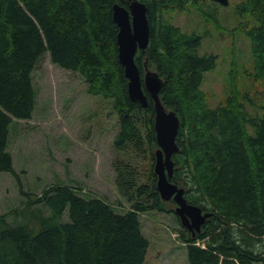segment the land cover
<instances>
[{
  "label": "trees",
  "instance_id": "16d2710c",
  "mask_svg": "<svg viewBox=\"0 0 264 264\" xmlns=\"http://www.w3.org/2000/svg\"><path fill=\"white\" fill-rule=\"evenodd\" d=\"M138 1L147 8L150 40L135 64L141 77L145 67L158 73L159 98L180 122L169 181L184 189L188 204L211 213L199 232L183 227L179 233L188 264H264V96L257 102L241 91L232 70L224 101L209 105L201 85L218 58L200 55L202 37L166 15L195 11L208 19L216 11L206 4L217 3ZM115 4L127 8L128 0H0V173L18 181L8 151L11 128L32 117V74L48 54L54 65L81 76L88 95L111 100L118 119L115 186L129 205L118 212L83 196L79 186L54 183L33 194L20 184L23 204L0 214V264L145 262L149 242L140 216L165 211L154 172V107L143 84L145 107L128 96ZM235 11L241 20L233 31L250 42L252 70L245 73L264 87V0H242Z\"/></svg>",
  "mask_w": 264,
  "mask_h": 264
},
{
  "label": "rangeland",
  "instance_id": "374dc122",
  "mask_svg": "<svg viewBox=\"0 0 264 264\" xmlns=\"http://www.w3.org/2000/svg\"><path fill=\"white\" fill-rule=\"evenodd\" d=\"M228 1L227 6L206 4L208 11H216L208 19L195 11L166 15L183 31H194L202 37L200 55L218 58L201 85L211 107L224 101L232 70L238 74L241 91L257 102L264 96L263 85L245 73L252 70L249 39L233 31L241 20L235 5L242 0ZM32 76L35 110L28 120H14L11 128L8 151L18 181L0 173V214L21 207L25 197L19 193L20 184L23 191L40 194L54 183L79 186L83 196L101 198L116 211L126 212L129 205L115 186L114 162L119 156L113 140L118 119L111 100L88 95L81 76L54 65L48 54ZM164 203L165 211L140 216L149 242L144 264H188L186 246L179 238L183 226L175 214L176 204Z\"/></svg>",
  "mask_w": 264,
  "mask_h": 264
},
{
  "label": "water",
  "instance_id": "95a60500",
  "mask_svg": "<svg viewBox=\"0 0 264 264\" xmlns=\"http://www.w3.org/2000/svg\"><path fill=\"white\" fill-rule=\"evenodd\" d=\"M211 1L222 6L229 4L228 0ZM112 18L118 27L116 36L118 59L124 68V76L128 80V96L130 100L137 101L145 107L147 95L143 91V84L153 102L157 145L154 172L160 198L164 202L172 200L176 204L175 214L184 228L199 232L211 213L203 212L198 206L188 204L183 196L184 189L169 181L174 168L172 156L178 151L176 137L180 127L179 118L174 111H167L159 98L163 81L158 73L145 67L144 75L141 77L134 61L137 50H145L150 40L147 8L138 0H128L127 8L117 4L112 7Z\"/></svg>",
  "mask_w": 264,
  "mask_h": 264
}]
</instances>
